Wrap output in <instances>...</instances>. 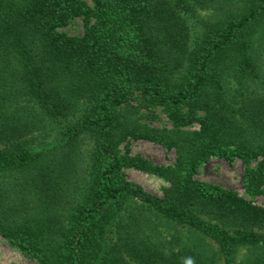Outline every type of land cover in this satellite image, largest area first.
<instances>
[{"label": "trees", "instance_id": "trees-1", "mask_svg": "<svg viewBox=\"0 0 264 264\" xmlns=\"http://www.w3.org/2000/svg\"><path fill=\"white\" fill-rule=\"evenodd\" d=\"M79 16L82 35L58 29ZM158 108L170 126L151 125ZM140 138L174 163L132 154ZM212 156L241 159L261 191L264 0H0L9 245L39 264H264V205L196 178Z\"/></svg>", "mask_w": 264, "mask_h": 264}, {"label": "rangeland", "instance_id": "rangeland-1", "mask_svg": "<svg viewBox=\"0 0 264 264\" xmlns=\"http://www.w3.org/2000/svg\"><path fill=\"white\" fill-rule=\"evenodd\" d=\"M90 5L93 0H86ZM84 17H74L67 20L66 23L60 25L58 29L69 35H82L85 29ZM158 117L151 123L155 127L170 126L171 120L167 113L162 109H157ZM199 122H194L187 129H199ZM127 146L132 154H140L148 158L156 164H172L176 159V151L174 147H166L160 142L151 139H130ZM125 147V146H124ZM264 157L259 156L252 161V165L257 163ZM125 176L128 180L140 184L146 191L163 195L164 187L168 186V182L160 176L146 173L135 168H125ZM195 177L211 182L221 184L225 187L236 190L241 196L252 201L253 203L264 205V185L258 193H251L246 186L244 179V164L239 158L231 161L220 157L212 156L208 161L202 163L196 173ZM0 264H39L35 260L26 257L18 249L12 247L0 236Z\"/></svg>", "mask_w": 264, "mask_h": 264}]
</instances>
